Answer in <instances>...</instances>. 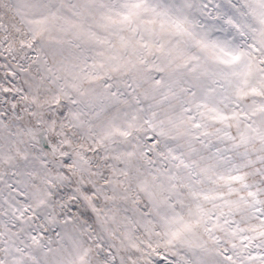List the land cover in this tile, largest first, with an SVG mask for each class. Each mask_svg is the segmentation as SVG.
I'll return each instance as SVG.
<instances>
[{"label": "snow or ice", "instance_id": "1", "mask_svg": "<svg viewBox=\"0 0 264 264\" xmlns=\"http://www.w3.org/2000/svg\"><path fill=\"white\" fill-rule=\"evenodd\" d=\"M0 264H264V0H0Z\"/></svg>", "mask_w": 264, "mask_h": 264}]
</instances>
